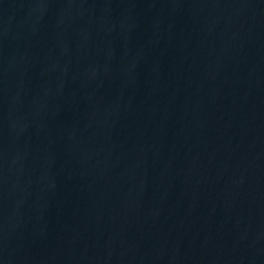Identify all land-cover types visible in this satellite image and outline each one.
Masks as SVG:
<instances>
[{"label":"water","instance_id":"95a60500","mask_svg":"<svg viewBox=\"0 0 264 264\" xmlns=\"http://www.w3.org/2000/svg\"><path fill=\"white\" fill-rule=\"evenodd\" d=\"M0 264H264V0H0Z\"/></svg>","mask_w":264,"mask_h":264}]
</instances>
